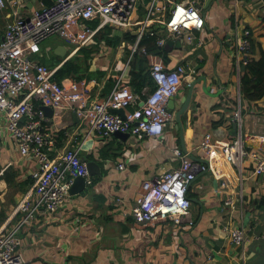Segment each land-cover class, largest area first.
<instances>
[{"label":"crops","instance_id":"crops-1","mask_svg":"<svg viewBox=\"0 0 264 264\" xmlns=\"http://www.w3.org/2000/svg\"><path fill=\"white\" fill-rule=\"evenodd\" d=\"M39 2L7 3L1 8L0 32L4 23L12 20L16 8L27 14ZM197 3L205 16L203 44L188 45L182 38L172 46L168 42L167 58L163 59L167 66L178 61L187 65L181 88L173 95L172 107L168 106L175 113L182 105V97L190 91L180 124L176 127L173 115L158 141L140 139L131 133L126 137L112 134L104 140L86 138L80 157L96 160L99 170L90 175L91 182L81 189L69 190L55 214L37 215L24 226L20 232V251L27 263L41 258L48 264H240L243 251L245 264H264V176L250 174L249 157L241 169L215 158L210 168L199 172L188 190L189 211L178 224L167 219L142 225L130 213L142 182L178 163L172 146L185 148L196 160H201V151L194 147L205 132L219 139L233 135L231 101L239 91L242 71L237 73L230 47L234 21L238 19L240 26L249 25L254 40L264 48V0H198ZM42 43L41 57L49 58ZM61 45L66 47L64 41L59 42L53 53L62 51ZM251 55L257 57L258 51ZM104 83V79L92 83V96L109 91L111 86L104 88ZM241 104L243 139L247 146L258 147L256 135L264 133V98L253 101L242 98ZM50 123L57 130V150L82 141L79 117L69 108H59ZM180 127L184 148L179 139ZM6 136L0 113V173L10 168L12 181L9 184L0 178L1 199L5 197V189H10L5 218L32 183L29 172L36 165V160L22 158ZM89 155L93 156L88 158ZM119 161L123 162V168L117 167ZM239 193L243 195V205L239 212L229 213L230 206L224 200L235 199ZM247 213L249 216L244 221ZM17 216L10 217L9 225ZM188 218L193 221L191 225L187 224ZM229 223L245 227L243 244L230 241L225 229Z\"/></svg>","mask_w":264,"mask_h":264},{"label":"built area","instance_id":"built-area-1","mask_svg":"<svg viewBox=\"0 0 264 264\" xmlns=\"http://www.w3.org/2000/svg\"><path fill=\"white\" fill-rule=\"evenodd\" d=\"M197 1L40 0L27 14L16 8L12 20L4 23L0 32V113L4 117L6 139L13 143L22 158H32L36 165L29 172L32 183L0 225V264H48L41 258L25 261L20 251V232L37 215L48 217L61 208L75 176L81 175L85 183L91 182L88 160L79 154L86 138L104 140L116 130L154 141L164 136V128L174 115L167 102L181 88L187 65L178 61L167 66L162 56L150 52L141 39L145 34L153 35L154 44L160 47H165L168 41L172 46L178 38L192 46L203 44L201 32L205 16ZM18 2L0 0V10L7 3ZM106 28L109 29L107 34L118 35L129 51L107 93L92 96L91 85L96 82L95 78L76 79L70 75L58 81L53 77L63 60L77 53L80 47L91 46L97 34ZM127 31H131L134 38H125L123 34ZM248 33L249 29L240 26L238 19L231 25L230 47L238 74L248 59ZM51 34L60 36L65 45L68 44L62 60L52 66L40 60L41 43ZM110 45L106 44L108 51H111ZM134 54L146 57L153 88L144 85L140 92L131 88L129 61ZM236 98L237 107L231 113L237 126L236 134L219 139L205 132L194 147L201 151V160L193 158L189 150L172 146L178 163L142 182L130 211L134 221L142 225L167 219L180 223L189 211L188 190L193 179L210 168L215 158L241 169L243 161L249 157L250 174L264 176V133L256 135L260 146L246 145L241 133L239 91ZM42 105L52 107V114H46ZM63 107L79 117L82 141L57 150V130L50 122ZM117 107L123 108L124 115L113 110ZM117 167L123 168V162L119 161ZM243 202L240 193L235 199L224 200L230 206L229 213L239 212ZM16 215L17 219L5 227L10 217ZM192 223L188 218L187 224ZM225 229L234 244L244 243V226L229 223ZM241 257L240 264H245L243 251Z\"/></svg>","mask_w":264,"mask_h":264},{"label":"trees","instance_id":"trees-1","mask_svg":"<svg viewBox=\"0 0 264 264\" xmlns=\"http://www.w3.org/2000/svg\"><path fill=\"white\" fill-rule=\"evenodd\" d=\"M43 2H48V0H41ZM247 27L249 29V33L247 34L249 38V46H248V59L245 64L242 65V71L239 77V93L241 100L245 98L247 101H253L260 98H264V48L261 45H258L254 40L251 32V27L249 25H243V27ZM108 28L101 31L100 38H103V41L106 44L115 45L119 43L120 37L118 35L109 36ZM124 37L127 39L134 38V34L131 31H127L124 34ZM141 43L147 45L150 52L157 53L163 57L164 60L167 58L166 47H160L154 44V36L145 34L141 39ZM96 48V47H95ZM92 46L80 47L78 52L71 55L67 59L63 60L59 67L54 72L53 77L60 81L64 77L73 76L76 78H84L92 79L95 78L97 81L100 80L104 76V70L98 68H91V57L96 52V49ZM95 49V51H94ZM258 51V56L254 57L251 55V52ZM54 58H45L44 63L47 65H55L62 60L61 56H57L54 53ZM42 61V59H41ZM115 80V75L111 73L109 74L104 83V88H109L112 86ZM129 84L134 91L140 92L144 85H148L149 87H154V81L148 70V65L146 62V57L141 54H134V57L131 62V66L129 69ZM111 88V87H110ZM232 109L234 110L237 107V98L236 95L232 99ZM242 105V104H241ZM240 105V111H241ZM104 153H102V158L104 157ZM93 155H89L88 158H91ZM1 168V167H0ZM11 169L5 168L2 173H0V178H3L7 183H11Z\"/></svg>","mask_w":264,"mask_h":264},{"label":"rangeland","instance_id":"rangeland-1","mask_svg":"<svg viewBox=\"0 0 264 264\" xmlns=\"http://www.w3.org/2000/svg\"><path fill=\"white\" fill-rule=\"evenodd\" d=\"M1 10H0V15H1ZM101 33H98L97 36L94 38V43L91 45L92 47H96V52L94 55L91 57V67L92 68H98V69H103L104 70V76L101 79L106 78L109 74L111 73L116 74L118 72V69L120 68L121 64H124L128 58L129 51H128V46L126 44H123V41H119L120 43H117L115 45H110L111 46V51H108V48H106V43H102L101 40L103 38H100ZM56 34H51L45 40L43 41L42 45L46 46V53L49 56V58H54V47L55 44H58L59 42H63L60 36ZM61 39H60V38ZM179 39V38H178ZM68 45V44H66ZM121 45V46H119ZM94 49V51H95ZM57 56H60V54H57ZM62 56V55H61ZM42 59V62L45 61V58H40ZM130 66L132 60L129 61ZM68 77V76H67ZM66 78V77H64ZM76 78V77H75ZM86 80V77H84ZM79 79V78H76ZM82 79V78H80ZM242 116V115H241ZM235 123V122H234ZM233 123V124H234ZM236 124V123H235ZM233 133L235 134L237 132V126H233ZM6 191V192H5ZM5 197L1 199L0 197V225L2 224L3 220L5 219L6 213L5 210L7 208L6 204L10 203V196L7 192L10 191L9 187L5 189ZM12 204V203H11ZM11 207V206H10ZM6 226H10L9 223H7Z\"/></svg>","mask_w":264,"mask_h":264},{"label":"water","instance_id":"water-1","mask_svg":"<svg viewBox=\"0 0 264 264\" xmlns=\"http://www.w3.org/2000/svg\"><path fill=\"white\" fill-rule=\"evenodd\" d=\"M170 42V41H168ZM62 47V51L61 49L60 50H55L58 54L60 55H64V50H65V47L63 45H61ZM190 91L189 93H187L186 95H184L182 97V105L176 109L175 113H174V116H175V120H176V127L180 124V114L183 112V110L186 108L188 102H189V98H190ZM173 102V96H171L167 102V105L169 107H172L171 106V103ZM42 107L44 108V111L46 114L48 115H51L52 114V107H50L49 105H42ZM114 111L120 113L121 115H124V111H123V108L122 107H117V108H113ZM233 126H236V124L234 123ZM182 128L180 127V134H179V139H180V143L182 145V147L184 148V144H183V133H182ZM113 134L117 137H126L128 136V132L127 131H119V130H116L113 132ZM185 149V148H184ZM190 155L195 158L192 153H190ZM87 167H88V170H89V173L90 174H93V173H97L98 172V168H99V165L98 163L96 162V160H88L87 161ZM85 185V182H84V177L81 176V175H77L74 177L73 179V183L70 187V191H78L79 189H81L83 186ZM249 216V213H247L244 217V221L247 220Z\"/></svg>","mask_w":264,"mask_h":264}]
</instances>
